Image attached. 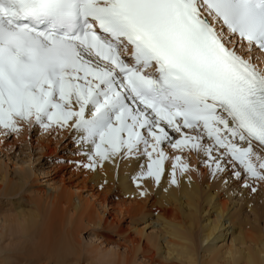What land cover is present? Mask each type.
Here are the masks:
<instances>
[{
  "label": "bare ground",
  "instance_id": "1",
  "mask_svg": "<svg viewBox=\"0 0 264 264\" xmlns=\"http://www.w3.org/2000/svg\"><path fill=\"white\" fill-rule=\"evenodd\" d=\"M257 63L264 67V59ZM66 90L80 102L70 82ZM63 100H51L56 108L30 109L11 128L0 119V264H90L83 233L106 243L98 264H264V148L252 143L249 160L259 177L246 175L241 183L236 180L245 171L198 131L156 133L151 122L141 128L127 115L111 117L94 97L85 114ZM218 119L228 115L220 111ZM87 123L104 130L98 135ZM62 141L75 145L72 168L54 167L59 178L48 183L52 191L35 201L30 194L42 174L32 167L36 152L55 154ZM200 157H209L214 169L198 167ZM238 187L243 202L235 209ZM244 203L253 216L244 213ZM147 218L150 229L140 227ZM16 243L17 251L5 253V245Z\"/></svg>",
  "mask_w": 264,
  "mask_h": 264
},
{
  "label": "rangeland",
  "instance_id": "2",
  "mask_svg": "<svg viewBox=\"0 0 264 264\" xmlns=\"http://www.w3.org/2000/svg\"><path fill=\"white\" fill-rule=\"evenodd\" d=\"M35 132V131H34ZM33 132V137L37 138V134ZM205 139V138H204ZM205 141H209L207 139H205ZM64 143V144H63ZM60 148L58 149L57 153H53V154H49L45 157L40 156V152H36V156L35 159H37V162L35 163L34 166L32 167H36L38 169L39 172H42V174H39V176L36 177V183L34 185V193L30 194V196L32 197V199H36L35 201H39L38 199L40 198V195H45V193H49L52 191L51 187H49L48 183L51 181H55L59 178V174H57L58 171H56L57 169L53 170L52 169L55 167H67L68 165V169L72 168L71 164L73 162V159L76 155V150H75V145L72 141H70L69 144H67V142L62 141L60 144ZM74 148V149H73ZM28 150V149H27ZM24 151L25 155L26 153H28V151ZM66 155V156H65ZM74 155V156H73ZM22 156V155H21ZM72 156V157H71ZM6 158L5 156H2V160L4 158ZM56 157V158H55ZM70 158V159H69ZM201 159H203V157H200V161ZM210 158L207 157L206 159L202 160L200 162V165H198V167L200 168H208L210 170L214 169L213 165L210 164L209 162ZM205 161V162H204ZM211 161V160H210ZM53 163V164H52ZM68 163V164H67ZM64 166H63V165ZM61 165V166H60ZM239 168V166H237ZM255 168V167H254ZM46 172V174H44ZM229 175H233V172H230ZM246 175H248L246 172H243L241 175L238 176V179L236 180L237 182H241L243 183V181L245 180ZM249 176V175H248ZM231 178H226L225 184L227 185V188H230L232 183H228ZM256 179V178H254ZM240 187V185H239ZM238 187L237 191H234V196H233V201H235V209H239L241 207V202H243V199H239L240 198V194L242 193ZM232 193V192H229ZM238 199L240 200V203L238 204ZM247 200L251 201V203H249L251 206L255 207V205L257 206H263L262 204V200L260 201H255L254 199H250L248 198ZM7 204V203H6ZM6 209H10V210H14V207H10L11 205H6ZM243 209H244V213H247L249 216H253L252 211L250 210L249 207L246 206V204L244 203L243 205ZM263 219H261L262 223H264V214L262 216ZM146 222L141 223L140 227L147 225V229H150V224H148L151 220L145 219ZM152 225V224H151ZM157 228V224H155V226ZM20 235H16L13 237V239H18L20 238ZM113 244H118V242L115 241L116 238H113ZM10 239H6V241L9 242ZM9 245V244H8ZM5 245V247L7 248L5 251V253L12 252L14 249L17 251L19 249L20 244L16 243L15 246L11 247ZM82 246L84 249H86V254L88 256H92L94 257V261L90 264H98L104 257L106 258V255H102V252L106 249V243H103L101 239H97L96 237L94 238L93 234L91 233H83V237H82ZM121 252L124 251L123 248L120 249ZM4 252L0 255V261L3 257ZM138 262L140 264H144L140 259H138ZM147 264H151V263H147Z\"/></svg>",
  "mask_w": 264,
  "mask_h": 264
}]
</instances>
